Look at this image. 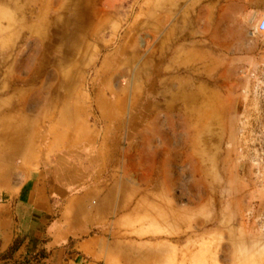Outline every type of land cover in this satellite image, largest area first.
Masks as SVG:
<instances>
[{"label":"rangeland","instance_id":"obj_1","mask_svg":"<svg viewBox=\"0 0 264 264\" xmlns=\"http://www.w3.org/2000/svg\"><path fill=\"white\" fill-rule=\"evenodd\" d=\"M108 1L0 0L4 110L48 105L35 136L25 135L38 153L65 135L94 150L91 171L113 194H148L133 197L123 224L113 217L117 247L101 264H264L261 16L245 21L237 53L166 71L156 0ZM4 122L5 140L30 128ZM164 210L180 224L167 226Z\"/></svg>","mask_w":264,"mask_h":264},{"label":"crops","instance_id":"obj_2","mask_svg":"<svg viewBox=\"0 0 264 264\" xmlns=\"http://www.w3.org/2000/svg\"><path fill=\"white\" fill-rule=\"evenodd\" d=\"M130 1L109 0L105 5L121 7ZM155 6L158 55L166 71L196 70L214 55L237 53L235 42L245 37V21L264 14V0H156ZM252 51L260 55L263 50L259 44ZM148 87L145 100L151 102L154 92ZM58 99L69 102L68 97ZM27 101L32 103L28 109L4 110L6 100L0 97V264H101L117 247L107 236L110 223L118 214L123 224L133 197L147 201L148 194H113L91 171L94 150L78 148L65 135L55 134L38 153L35 138L25 135L35 136L37 120L48 118L42 114L50 107L38 111L39 100ZM5 119L21 120L19 127L28 123L30 128L5 140ZM21 157L28 160L22 163ZM169 215L164 210L167 226L180 224L179 217Z\"/></svg>","mask_w":264,"mask_h":264},{"label":"built area","instance_id":"obj_3","mask_svg":"<svg viewBox=\"0 0 264 264\" xmlns=\"http://www.w3.org/2000/svg\"><path fill=\"white\" fill-rule=\"evenodd\" d=\"M257 31L263 33L264 32V14L262 15L258 26H257Z\"/></svg>","mask_w":264,"mask_h":264},{"label":"trees","instance_id":"obj_4","mask_svg":"<svg viewBox=\"0 0 264 264\" xmlns=\"http://www.w3.org/2000/svg\"><path fill=\"white\" fill-rule=\"evenodd\" d=\"M16 249H17V246L15 245V246L11 249V251H10V256H12V255L14 254V252L16 251ZM21 264H31V262H30V260H26V261H24V262L21 263Z\"/></svg>","mask_w":264,"mask_h":264}]
</instances>
